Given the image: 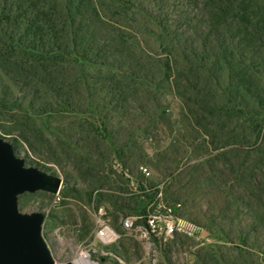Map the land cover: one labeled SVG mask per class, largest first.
Here are the masks:
<instances>
[{
    "label": "trees",
    "instance_id": "trees-1",
    "mask_svg": "<svg viewBox=\"0 0 264 264\" xmlns=\"http://www.w3.org/2000/svg\"><path fill=\"white\" fill-rule=\"evenodd\" d=\"M194 1L195 12L184 15L183 28L175 24L173 32L155 22L175 42L162 41L167 53L154 55L136 32L110 16L139 23L142 10L134 0H0L1 127L9 123L21 129L19 137L29 146L30 137H41L68 157L85 151L88 172L97 166L105 171L113 157L122 175L111 173L117 175L111 181L96 173L100 184L87 191L90 200L96 194L102 202V182L120 183L130 163L143 162L134 136L119 140L112 121L122 120L133 105L141 113L151 105L155 111L145 133L161 124L172 131L174 123L158 101L170 89L180 111L175 132L181 141L175 139V145L157 154L155 163L168 166L163 168V189L151 185L155 195H164L165 201L184 198L182 211L198 226L203 213L194 214L192 204L203 186L229 197L228 185L213 184L216 157L226 159L232 151L246 157L254 151L259 155L255 164L248 166L242 158L235 164L227 160V166L248 178L264 199V182L258 178V172L264 174V0ZM63 119L70 120L68 131L54 126L53 121ZM182 150L187 155L191 150L200 161L181 167ZM137 183L145 189L143 182ZM113 207L147 216V206L116 201ZM118 219L114 227L120 231ZM217 219L205 217V227L217 226ZM256 220L264 225V216ZM138 223L146 225V218ZM197 258L201 264H220L215 258Z\"/></svg>",
    "mask_w": 264,
    "mask_h": 264
},
{
    "label": "rangeland",
    "instance_id": "rangeland-1",
    "mask_svg": "<svg viewBox=\"0 0 264 264\" xmlns=\"http://www.w3.org/2000/svg\"><path fill=\"white\" fill-rule=\"evenodd\" d=\"M134 4L142 10L143 19L139 23L132 20L122 21L116 13L110 16L115 22H121L136 32L143 48L154 55L167 53L161 47L162 41L175 42V36L164 37L162 29L155 22L158 21L164 28L175 32V24L183 28L186 23L184 15H193L196 7L194 0H134ZM158 101L174 123L172 131L161 124L156 130L145 133L155 111L151 105H144L142 113L138 110V105H133L122 120L116 118L112 121L116 137L125 141L134 136L132 139L138 148L137 155L141 154L144 159L142 158L143 162L136 161L139 166L130 163L132 165L125 169V176H120V183L112 185L102 182L100 192L105 194L102 202L98 201L96 194L90 200L87 191L94 184H100L95 183L96 173L102 179L109 177L111 181L118 174L122 175V166L113 157L109 159L105 171L97 166L92 168L94 171L88 172L87 167L90 166L86 164L85 151L80 153L83 156L68 157L62 155L64 150L53 151L41 137H30L29 146L19 137L22 135L21 129L9 123H4L2 127L0 125V138L11 144L16 156L25 162L26 167L38 168L53 181H60L58 190L49 187L33 194L19 195V211L25 215L40 213L44 216L42 235L57 264H73L81 255H86L91 264H201L197 258L199 255L218 259L220 264H264V225L256 220L259 216H264V199L261 200L259 194L252 189L248 178L243 179L227 166V160L235 164L243 160L242 158L246 159L248 166L255 164L259 155L254 151L246 157L241 151L229 152L226 159L216 157L213 162V184L228 185L230 189L226 190V195L229 197L226 199L224 195L210 193L207 186H203L200 193L194 195L196 201L192 204L194 214L198 211L203 213L200 225L187 226V231L177 232L166 241L151 238L152 244H149L143 232L123 228V218H137L138 214L128 208L118 212L113 207L116 201L119 204L126 203L132 208L147 206V211L150 207L161 208L157 199L171 205L180 202L184 208V198L180 201H165L164 195H155L151 189L153 184L160 185L159 188L163 189V168L168 166L155 163L158 152L165 151L172 143L175 145V139L181 141V136L175 132V121L180 120V111L175 103L174 92L167 89L165 95H159ZM53 122L54 126L69 130L70 120ZM186 151L182 150L184 158L181 167L200 161L191 150L188 155ZM223 151L225 150L219 152ZM199 153L200 151L197 155ZM143 169H147L150 176L145 175ZM259 177L264 182V174L261 177L258 172ZM139 180L144 183V190L139 189ZM202 183L206 185L207 182ZM72 188H77L79 192ZM240 193L245 194L247 199L242 200ZM113 194L115 196L111 199ZM211 215L218 217V225L208 230L205 227L208 223L204 218ZM100 216L120 235L116 243L106 246L97 238ZM116 217L119 218L120 231L114 227ZM180 217L190 222L185 211L180 213ZM245 237H248L246 242Z\"/></svg>",
    "mask_w": 264,
    "mask_h": 264
},
{
    "label": "water",
    "instance_id": "water-1",
    "mask_svg": "<svg viewBox=\"0 0 264 264\" xmlns=\"http://www.w3.org/2000/svg\"><path fill=\"white\" fill-rule=\"evenodd\" d=\"M59 184L40 169L26 167L0 138V264H57L42 235L44 216L22 214L18 196L49 187L58 190Z\"/></svg>",
    "mask_w": 264,
    "mask_h": 264
},
{
    "label": "built area",
    "instance_id": "built-area-1",
    "mask_svg": "<svg viewBox=\"0 0 264 264\" xmlns=\"http://www.w3.org/2000/svg\"><path fill=\"white\" fill-rule=\"evenodd\" d=\"M143 173L150 176L147 169H143ZM157 201L158 203L160 202V209L150 207L147 211V216L123 218V228L128 231L143 232L149 244H152L151 238L164 239L163 241H166L167 238H173L177 232L187 231V226L193 227L192 223L180 217V213L183 210L182 203L175 202L171 205L164 203L160 199H157ZM144 217L146 218V225H137V222ZM98 223L97 238L100 242L106 246L116 243L120 235L112 228L110 223L103 216L99 217Z\"/></svg>",
    "mask_w": 264,
    "mask_h": 264
},
{
    "label": "bare ground",
    "instance_id": "bare-ground-1",
    "mask_svg": "<svg viewBox=\"0 0 264 264\" xmlns=\"http://www.w3.org/2000/svg\"><path fill=\"white\" fill-rule=\"evenodd\" d=\"M73 264H91V263L87 260L86 255H81V257L75 260Z\"/></svg>",
    "mask_w": 264,
    "mask_h": 264
}]
</instances>
